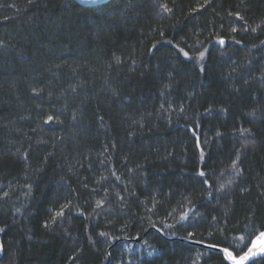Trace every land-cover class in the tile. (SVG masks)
<instances>
[{"label": "trees", "instance_id": "16d2710c", "mask_svg": "<svg viewBox=\"0 0 264 264\" xmlns=\"http://www.w3.org/2000/svg\"><path fill=\"white\" fill-rule=\"evenodd\" d=\"M0 42V264H231L184 239L264 230V0H0Z\"/></svg>", "mask_w": 264, "mask_h": 264}, {"label": "water", "instance_id": "95a60500", "mask_svg": "<svg viewBox=\"0 0 264 264\" xmlns=\"http://www.w3.org/2000/svg\"><path fill=\"white\" fill-rule=\"evenodd\" d=\"M76 2H78L79 4L83 5V6H88V7H91V6H97V5H102V4H105L111 0H97V3H92L90 2V0H75ZM261 233H264V230L261 231L260 233H258L252 240L250 246L248 247V249L242 253L241 255L239 256H235L229 249L228 251H230L233 256L236 258V261H239L240 258L242 256H245L246 254L249 253V249H252L253 252L256 253V255L252 256L250 255L248 257L247 260L243 261V264H248L250 261L254 260V259H257L259 257H264V253H261L260 252V249L262 247H264V238H261ZM184 241L192 244V245H195V246H199V247H202V248H205V249H208V250H212V251H217V252H221L224 254L225 258L227 259L228 262H230L231 264H234L233 260H230L227 258V255L226 253L223 251L224 247H219V246H216V245H213V244H208V243H204V242H199V241H194V240H190V239H184Z\"/></svg>", "mask_w": 264, "mask_h": 264}, {"label": "snow or ice", "instance_id": "6c2138e0", "mask_svg": "<svg viewBox=\"0 0 264 264\" xmlns=\"http://www.w3.org/2000/svg\"><path fill=\"white\" fill-rule=\"evenodd\" d=\"M90 2L97 3V0H90ZM161 8L165 12H170L171 11V9L168 8L166 4H162L161 5ZM0 43H2V42H0ZM169 43H170V41H169ZM220 43L223 44L224 41L221 40ZM181 51H183V49H181ZM184 55L187 57L188 56V53L187 52H184ZM200 56H201V58H203L204 53H200ZM52 119H53L52 117H49L48 118L49 121H51ZM233 167L234 168L236 167L235 164L233 165ZM199 175L204 176L205 174L203 172H200ZM57 215H61V213H57ZM186 217H187V213H184L181 216V220L185 219ZM102 235H103V233H102ZM191 236H192V233H189V237H191ZM261 238H264V233H261ZM241 239L243 240V237ZM0 251H2V246H0ZM223 251L226 253L228 259L233 260L234 264H243V261L247 260L250 255H252V256L256 255V253L253 252L252 249H249V253L248 254H246L245 256H242L239 261H236V258L233 256V254L230 251H228L227 248H224ZM260 252L261 253H264V247H262L260 249Z\"/></svg>", "mask_w": 264, "mask_h": 264}]
</instances>
